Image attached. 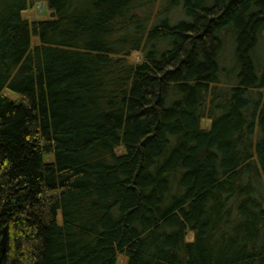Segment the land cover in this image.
Wrapping results in <instances>:
<instances>
[{
	"label": "trees",
	"instance_id": "1",
	"mask_svg": "<svg viewBox=\"0 0 264 264\" xmlns=\"http://www.w3.org/2000/svg\"><path fill=\"white\" fill-rule=\"evenodd\" d=\"M38 1L0 0V264H264V0Z\"/></svg>",
	"mask_w": 264,
	"mask_h": 264
},
{
	"label": "rangeland",
	"instance_id": "2",
	"mask_svg": "<svg viewBox=\"0 0 264 264\" xmlns=\"http://www.w3.org/2000/svg\"><path fill=\"white\" fill-rule=\"evenodd\" d=\"M25 16L32 22L42 21L50 17V11L45 1L39 0L32 4V9L26 13ZM14 98H16V96H14ZM207 124H209L208 121L205 122V125Z\"/></svg>",
	"mask_w": 264,
	"mask_h": 264
},
{
	"label": "water",
	"instance_id": "3",
	"mask_svg": "<svg viewBox=\"0 0 264 264\" xmlns=\"http://www.w3.org/2000/svg\"><path fill=\"white\" fill-rule=\"evenodd\" d=\"M51 17L54 18L55 17V14L52 13L51 14ZM6 229L3 230V238H2V242H1V245H2V248L5 249V246H6Z\"/></svg>",
	"mask_w": 264,
	"mask_h": 264
}]
</instances>
